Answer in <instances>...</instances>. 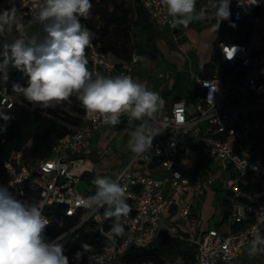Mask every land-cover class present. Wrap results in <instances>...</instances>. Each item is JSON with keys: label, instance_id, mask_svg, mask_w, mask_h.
I'll list each match as a JSON object with an SVG mask.
<instances>
[{"label": "built area", "instance_id": "2783aa9c", "mask_svg": "<svg viewBox=\"0 0 264 264\" xmlns=\"http://www.w3.org/2000/svg\"><path fill=\"white\" fill-rule=\"evenodd\" d=\"M139 1L161 28L175 32L177 27L172 26L162 0ZM40 4L42 0L18 1V16L24 27H15L16 37L22 32L28 37V21ZM203 8L208 12L211 3ZM229 10L233 20L242 22L240 34L245 36L242 41L218 43L221 58L231 71L225 76H220L218 69L212 76L193 74L197 87L191 94L193 100L182 98L157 112L153 127L161 132L144 154L147 159L132 153L112 173L111 180L124 187L131 208L124 218L123 234L110 231L107 224L112 225L114 218L104 215V208L97 211L81 204L95 194L97 186L80 191L78 184L86 170L76 167L91 152V137L108 124L86 119L79 101L81 121L71 133L58 139L48 157L31 161L17 152L0 160V186H8L19 199L39 202L49 222L54 211H46V207L53 205L63 207L62 220L77 218L74 226L58 236L59 241L87 221L95 224L96 245L85 254L84 264H124L122 256L129 246L145 247L157 236L176 194H185L191 184L195 196L212 187L216 176L199 173L191 182L179 167L181 147L190 137H195L207 156L217 163L220 189L226 202L223 221L207 228L196 241L195 264H239L251 241L257 236L264 238V158H252L264 148L259 143V135L264 132V0H230ZM173 38H177L176 34ZM88 58L93 73L132 77L142 56L134 52L118 67L90 42ZM12 103L6 86L0 85V105L11 107ZM121 118L129 123H141L130 122L127 114ZM3 139L0 132V141ZM247 142L249 145L245 147ZM108 150L105 148L104 152ZM179 213L188 218L190 206H183Z\"/></svg>", "mask_w": 264, "mask_h": 264}, {"label": "clouds", "instance_id": "9594fccd", "mask_svg": "<svg viewBox=\"0 0 264 264\" xmlns=\"http://www.w3.org/2000/svg\"><path fill=\"white\" fill-rule=\"evenodd\" d=\"M196 3L197 0H162L174 28H187L193 20L206 18V10L198 11ZM229 5L230 0H216L213 4L215 30L229 18ZM91 8L90 0H42L28 26L39 23L45 35L26 37L22 32L11 42H4L0 48V74L7 80L10 65L23 72L27 86L15 84L13 89L34 106L55 107L75 94L86 119L117 125L121 115L127 114L130 122L141 121L129 133L128 148L135 156L147 159L144 154L161 132L153 127V121L164 101L159 93L129 75L106 77L88 68L85 49L91 34L80 18H87ZM14 27H24L15 4L0 10V38L7 39ZM2 118L11 119L7 115ZM94 183L95 194L81 204L97 211L104 208V215L114 218L110 231L123 234L124 218L131 211L124 187L109 178L97 177ZM48 223L39 202L19 199L8 186H0V264H69L59 237L48 238ZM90 247L82 245L84 250ZM248 251L250 255L264 252V238L253 239ZM74 255L79 259L82 253Z\"/></svg>", "mask_w": 264, "mask_h": 264}, {"label": "trees", "instance_id": "16d2710c", "mask_svg": "<svg viewBox=\"0 0 264 264\" xmlns=\"http://www.w3.org/2000/svg\"><path fill=\"white\" fill-rule=\"evenodd\" d=\"M19 0H0V10L17 5ZM130 1V2H129ZM92 8L87 18L81 17V23L91 34V42L97 45L99 52L112 60L116 66L128 61L132 53L145 56L147 60L161 58L160 38L161 31L154 25L151 16L147 13L139 0H90ZM234 25V26H233ZM242 22L235 21L229 16L223 20L217 30V36L212 44L211 60L204 64L200 76H212L216 69L220 76H225L231 68L223 62L218 43L220 41H242ZM177 27L175 31H178ZM13 38L16 29H13ZM43 38V37H41ZM2 48V43H0ZM88 68L92 71V62L88 58V46L85 49ZM192 90H197L194 81ZM27 86L26 75L12 67L8 68V79L4 80L0 74V85H5L12 98V106L0 105V130L4 139L0 141V160L21 152L28 160L43 159L51 154L52 146L61 137L71 133L82 119V108L75 94L69 101L62 102L55 107L36 109L32 103L22 95H18L13 85ZM175 101L187 99L192 101L191 94L175 95ZM10 116L5 121L3 116ZM260 144L264 145V132L259 135ZM253 159L264 158V148L252 155ZM201 167V163L197 168ZM93 172L84 173L82 179L91 177ZM226 204V202H224ZM129 204V203H128ZM54 211L51 221L47 225L46 234L50 240L70 229L77 222V218H64L63 207L53 205L46 207V211ZM107 226H112L108 225ZM97 227L87 221L75 228L69 234V241L64 245V252L69 258L80 251L84 261L87 251L96 245ZM83 244L91 247L87 250ZM196 244L190 245L186 238L174 236L164 228H160L157 236L145 247L129 246L122 256L124 264H144L158 261L160 258L168 264H195L194 254Z\"/></svg>", "mask_w": 264, "mask_h": 264}, {"label": "crops", "instance_id": "0c3cea01", "mask_svg": "<svg viewBox=\"0 0 264 264\" xmlns=\"http://www.w3.org/2000/svg\"><path fill=\"white\" fill-rule=\"evenodd\" d=\"M211 3V9L206 12V18L203 20H193L187 28L179 26L178 31L172 32L176 34L177 38L181 39L179 48L185 54L195 53L202 58L198 70L193 74H198L201 67L211 60L212 44L217 36V30L213 28L215 24L213 4L216 0H197L196 8H203L207 3ZM153 20V19H152ZM154 25L161 31L162 29L156 21L153 20ZM27 36L32 37L38 35L43 37L45 34L42 31V25L39 23L33 24L30 27L27 25ZM165 30V29H163ZM168 31V30H166ZM162 58L157 60H145L142 56L139 64L132 73V78L147 85L149 90L159 93L164 103L162 109H167L175 101V95L192 94L191 82L194 81L193 74L187 76L181 74L179 71H174L171 67H167ZM145 60V61H144ZM159 72H164L167 76L160 77ZM192 80V81H191ZM185 82L189 84L186 88ZM195 82V81H194ZM168 98L171 101H168ZM134 123H129L120 117V123L117 125H106L97 130L91 137V152L95 162L104 161L106 169L110 174L123 166L129 159L132 152L128 148L129 133L133 130ZM108 148V152L104 149ZM88 154V155H89ZM85 158L83 164H79L76 170L83 168L86 173L93 172L95 162ZM207 161L213 163V169H210ZM201 163V167L197 166ZM179 167L183 174L189 178L191 182L196 179L199 173L205 175L216 176V181L211 188L206 190L203 194L195 196L194 187L191 184L189 191L183 195L176 194L175 202L169 212L165 213L162 219V226L169 233L174 231V236L186 238L190 245L195 244L199 239L201 233L209 227L218 226L223 221L224 216V196L225 193L216 202V199L221 195L223 190L220 189L219 184V168L217 163L211 160L200 142L195 137L186 139L180 150ZM224 192V191H223ZM190 206V214L188 218H183L179 211L185 206ZM217 210H220L221 219L219 222H212ZM251 244L249 245L250 248ZM248 248V249H249ZM239 264H264V252L250 255L249 251H245L239 258Z\"/></svg>", "mask_w": 264, "mask_h": 264}, {"label": "rangeland", "instance_id": "374dc122", "mask_svg": "<svg viewBox=\"0 0 264 264\" xmlns=\"http://www.w3.org/2000/svg\"><path fill=\"white\" fill-rule=\"evenodd\" d=\"M130 2V1H129ZM14 34L13 32L7 37V39L5 38H0V43H4V42H11V39L13 38ZM182 40L178 39L177 41L174 40L173 36H172V32L171 31H166L162 29V34H161V38H160V52H161V60L163 61V63L167 66V67H171L174 71H179L181 74L184 75H191L193 74L196 70H198L199 67V63L202 60V58H199L198 55H196L195 53H190V54H185V52L183 50H181L179 48V43H181ZM145 57V56H144ZM145 60H147V58L145 57ZM144 60V61H145ZM192 81V80H191ZM186 88L189 87V84L185 82ZM192 85V84H190ZM168 101H171L170 98H168ZM36 109H41L42 107L35 105L34 106ZM250 143H253L252 141H250ZM249 145V143H245V147H247ZM86 158H88L89 160H91L92 162L93 160V156L92 154H87L85 156ZM95 162V161H94ZM96 164H94L93 168V175L89 178L87 177L86 179H82L79 184H78V188L80 189V191L83 190H88V189H92L93 186L95 185L94 181L97 177L99 178H109L111 179V172L104 170L103 168L106 169V163H104V161H99V162H95ZM208 165L210 166V169H213L214 166L212 165L213 163L207 161ZM223 191L221 192V195H219V197L216 199V202L219 198H221V196L223 195ZM221 213L220 210H217V213L215 214L213 221L212 222H219L221 219ZM168 232V231H167ZM170 234H175L176 233L174 231H171ZM69 241V236L64 237L62 240H60L59 242L62 243L63 245H65L67 242ZM166 260H164L163 258H160L158 260V264H166L165 262ZM69 264H84L82 258L81 259H75L73 256H71L69 258ZM114 264H118L117 262ZM146 264V263H144Z\"/></svg>", "mask_w": 264, "mask_h": 264}]
</instances>
